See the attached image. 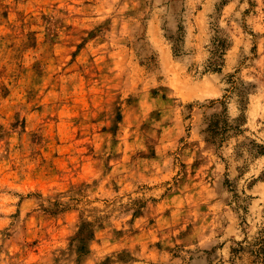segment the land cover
I'll use <instances>...</instances> for the list:
<instances>
[{
    "label": "rangeland",
    "instance_id": "obj_1",
    "mask_svg": "<svg viewBox=\"0 0 264 264\" xmlns=\"http://www.w3.org/2000/svg\"><path fill=\"white\" fill-rule=\"evenodd\" d=\"M227 143L252 175L264 0H0V264L190 263ZM259 180L225 184L233 264H264Z\"/></svg>",
    "mask_w": 264,
    "mask_h": 264
},
{
    "label": "crops",
    "instance_id": "obj_2",
    "mask_svg": "<svg viewBox=\"0 0 264 264\" xmlns=\"http://www.w3.org/2000/svg\"><path fill=\"white\" fill-rule=\"evenodd\" d=\"M234 150V144L227 143L215 154L206 152L209 162L205 165L208 167H203L201 180L198 179L199 174L196 173L200 170L198 168L193 169V172L196 173L193 186L199 187L202 184L203 189L199 204V218L196 222L190 220L187 224L188 228H192L191 230L200 228L201 233L195 234V236L201 235L202 238L196 239L194 233L190 234L191 246L186 248L193 249L195 247L196 254L188 264H216L220 260L221 264H233L231 243L245 235L238 219L235 218V202L232 201L234 193L226 188L225 184L228 180L232 183H243L249 176L257 179L264 172V155L256 159L252 175L248 176V174L240 173L241 163L236 160ZM246 192L252 195L249 208H245L251 213L264 202V180L256 181ZM186 198L188 199V196ZM188 205L190 206H187V210L193 211L194 204ZM247 217L248 223L256 224V215Z\"/></svg>",
    "mask_w": 264,
    "mask_h": 264
}]
</instances>
